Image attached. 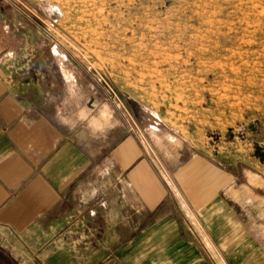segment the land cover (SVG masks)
Segmentation results:
<instances>
[{"label": "crops", "instance_id": "0c3cea01", "mask_svg": "<svg viewBox=\"0 0 264 264\" xmlns=\"http://www.w3.org/2000/svg\"><path fill=\"white\" fill-rule=\"evenodd\" d=\"M18 13L0 0V233L10 257L18 264H220L223 256L228 264H264V192L255 177L238 185L233 172L199 154L160 148L165 176L108 113L99 125L78 126L76 110L38 80L13 88L8 79L26 38L13 29ZM62 82L69 92L76 86Z\"/></svg>", "mask_w": 264, "mask_h": 264}, {"label": "rangeland", "instance_id": "374dc122", "mask_svg": "<svg viewBox=\"0 0 264 264\" xmlns=\"http://www.w3.org/2000/svg\"><path fill=\"white\" fill-rule=\"evenodd\" d=\"M8 1L22 12L14 32L26 35L13 88L38 80L78 126L108 113L165 176L160 148L199 154L238 185L255 177L264 192L254 155L264 153V0ZM63 78L76 81L71 92ZM9 249L0 233V264H18Z\"/></svg>", "mask_w": 264, "mask_h": 264}, {"label": "water", "instance_id": "95a60500", "mask_svg": "<svg viewBox=\"0 0 264 264\" xmlns=\"http://www.w3.org/2000/svg\"><path fill=\"white\" fill-rule=\"evenodd\" d=\"M254 155L256 157H259L260 160H262L264 158V153L261 151V149L259 147H256L255 148V152H254Z\"/></svg>", "mask_w": 264, "mask_h": 264}, {"label": "built area", "instance_id": "2783aa9c", "mask_svg": "<svg viewBox=\"0 0 264 264\" xmlns=\"http://www.w3.org/2000/svg\"><path fill=\"white\" fill-rule=\"evenodd\" d=\"M197 222H195V224H196ZM203 233V232H202ZM202 233H200L201 235H202ZM205 236V235H204ZM212 247V246H211ZM214 249V248H213ZM221 260V262H222V264H225L224 263V261L222 260V259H220Z\"/></svg>", "mask_w": 264, "mask_h": 264}, {"label": "trees", "instance_id": "16d2710c", "mask_svg": "<svg viewBox=\"0 0 264 264\" xmlns=\"http://www.w3.org/2000/svg\"><path fill=\"white\" fill-rule=\"evenodd\" d=\"M9 262H13V261H12V259H10V261H9Z\"/></svg>", "mask_w": 264, "mask_h": 264}]
</instances>
